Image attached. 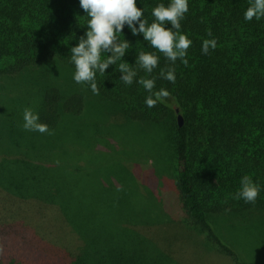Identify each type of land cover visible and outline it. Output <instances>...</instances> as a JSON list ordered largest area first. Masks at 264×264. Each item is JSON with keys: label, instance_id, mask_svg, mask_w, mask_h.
Instances as JSON below:
<instances>
[{"label": "trees", "instance_id": "1", "mask_svg": "<svg viewBox=\"0 0 264 264\" xmlns=\"http://www.w3.org/2000/svg\"><path fill=\"white\" fill-rule=\"evenodd\" d=\"M157 2L137 0L149 22ZM250 2L189 0L180 31L192 44L187 65L179 59L173 65L175 83L159 77L170 63L163 54L123 30L118 38L130 47L122 61L134 67L140 49L159 57L151 74L137 69V77H154L155 89L169 92L148 108L143 87L135 77L125 86L116 65L97 73L98 94L73 81L69 50L86 28L78 0H0V190L7 193L0 198L2 219L35 217L34 208L54 210L82 243L63 264H176L150 246L147 235L125 226L156 223L162 211L146 204L134 212L122 198L112 202L111 191L105 196L101 173L126 166L117 151L91 150L85 137L104 142L97 137L111 132L109 108L131 124L160 126L180 115L174 149L182 206L208 238L243 264L215 230L214 218L229 215L244 224L264 219V17L244 21ZM212 38L216 48L203 54L202 40ZM25 107L38 113L51 134L13 135ZM98 111L102 116L96 119ZM69 129L84 140L62 138ZM244 175L262 186L254 203L232 198ZM0 264L34 263L0 243Z\"/></svg>", "mask_w": 264, "mask_h": 264}, {"label": "rangeland", "instance_id": "2", "mask_svg": "<svg viewBox=\"0 0 264 264\" xmlns=\"http://www.w3.org/2000/svg\"><path fill=\"white\" fill-rule=\"evenodd\" d=\"M12 105L6 102V111H12ZM111 114V132L106 131L97 137L103 143L85 138L95 152L117 151L119 154H115L126 169L122 171L113 166L103 171L98 178L101 182L99 189L106 193L105 196L111 191L115 195L112 202L122 198L127 204L126 208L134 212L146 204L154 210L162 211L160 220L156 223L125 226L147 235L150 246L162 251L176 264H236L234 258L222 251L208 238L206 231L191 220L182 206L177 186L178 165L174 149L177 117L167 124L154 126L123 122L120 115L109 108V116ZM101 116L98 111L94 117L98 119ZM10 118L8 113L7 119ZM22 123V118L14 121V136L33 132L26 131ZM94 136L96 137V133ZM61 137L66 140H84L80 131L76 133L71 129ZM2 196L5 198L7 193L0 190V198ZM1 211L2 209L0 243L8 251L30 258L34 264H63L66 256L75 255L82 244L54 210L40 211L34 208L36 216L29 215L32 219L25 217L23 220L18 216L3 220ZM214 220L215 230L236 252L243 264H264V219L244 224L240 218L227 215ZM50 221L51 224H48ZM71 259L72 257L68 260Z\"/></svg>", "mask_w": 264, "mask_h": 264}, {"label": "clouds", "instance_id": "3", "mask_svg": "<svg viewBox=\"0 0 264 264\" xmlns=\"http://www.w3.org/2000/svg\"><path fill=\"white\" fill-rule=\"evenodd\" d=\"M79 7L83 10V25H86L84 33L79 37L74 46L69 50V62L73 65L72 79L77 84H86L91 92L98 94L96 76L104 74L109 65H116V69L122 74L120 80L125 86L135 82L141 85L147 95L144 104L148 108L163 102L169 96L167 89L161 87L155 89V78L137 77V69L151 74L157 68L159 57L155 52L140 49L136 53L135 66L130 67L122 61L126 50L129 49V41L123 36L126 28L131 36H140L147 45L169 61L166 70L161 68L159 77L170 83H175L176 72L173 65L179 59L180 63L187 65V49L192 44L191 39L180 31L181 21L188 12L189 0H164L151 8L152 20L149 22L144 17V9L137 7V0H78ZM264 17V0H251L249 6L243 11L244 21H257ZM211 36V33H208ZM216 48V41L204 39L201 42V52L207 54L209 49ZM104 53V59L101 54ZM119 61V63H117ZM22 127L26 131L51 134L48 125L40 122L39 115L30 107L23 109ZM261 185L254 182L248 175L240 178L239 189L232 195L233 199H241L245 203H254Z\"/></svg>", "mask_w": 264, "mask_h": 264}, {"label": "water", "instance_id": "4", "mask_svg": "<svg viewBox=\"0 0 264 264\" xmlns=\"http://www.w3.org/2000/svg\"><path fill=\"white\" fill-rule=\"evenodd\" d=\"M177 121H178V125L181 126L182 124V118L180 115H177Z\"/></svg>", "mask_w": 264, "mask_h": 264}]
</instances>
